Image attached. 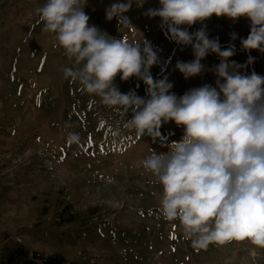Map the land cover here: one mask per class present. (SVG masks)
I'll list each match as a JSON object with an SVG mask.
<instances>
[{
    "label": "rangeland",
    "instance_id": "obj_1",
    "mask_svg": "<svg viewBox=\"0 0 264 264\" xmlns=\"http://www.w3.org/2000/svg\"><path fill=\"white\" fill-rule=\"evenodd\" d=\"M116 2L88 0L89 24L117 39L149 42L158 56L152 77H167L178 97L216 86L220 57L215 53L201 61L199 76L185 79L176 68L177 61L195 56L190 45L170 38L160 17L146 15L160 7L159 0H133L124 14L129 27L106 18V9ZM45 3L0 0V264L19 247L81 264H264V248L248 239L196 248L179 219L165 218L163 186L140 162L153 151L169 152L182 140L184 127L168 121L155 140L137 137L124 127L131 109L124 114L106 106L79 81L66 78L65 68L82 64L66 55L55 34L43 31L37 9ZM182 27L190 33L203 28L222 50L234 46L230 60L241 74H252L241 43L250 30L248 19L213 15ZM121 75L114 83L122 94L148 98L142 79ZM73 214L80 222L66 225Z\"/></svg>",
    "mask_w": 264,
    "mask_h": 264
},
{
    "label": "clouds",
    "instance_id": "obj_2",
    "mask_svg": "<svg viewBox=\"0 0 264 264\" xmlns=\"http://www.w3.org/2000/svg\"><path fill=\"white\" fill-rule=\"evenodd\" d=\"M87 3L46 0L37 9L43 31L55 34L66 55L82 64L65 68L66 78L79 81L106 106L119 107L124 114L132 110L124 127L135 130L137 137L155 140L168 121L184 127L182 140L173 142L169 152L153 151L140 162L163 186L165 218L179 219L196 248L232 239H248L264 248V76L241 74L240 66L230 60L234 46L222 50L219 40L210 39L203 28L190 33L182 27L213 15L233 21L243 17L250 21L243 48L264 52V0H159V8L148 9L146 15L160 17L174 42L192 47L195 59L176 63L185 79L204 71L201 61L209 53L220 57L214 68L216 86L206 84L181 97L171 92L167 77H152L150 69L158 62L152 45L117 39L90 25ZM132 4L118 0L106 9V18L129 27L124 14ZM253 59L249 57V63ZM120 73L122 80L142 79L148 98L122 94L114 83Z\"/></svg>",
    "mask_w": 264,
    "mask_h": 264
},
{
    "label": "trees",
    "instance_id": "obj_3",
    "mask_svg": "<svg viewBox=\"0 0 264 264\" xmlns=\"http://www.w3.org/2000/svg\"><path fill=\"white\" fill-rule=\"evenodd\" d=\"M250 34V30L246 33L245 39ZM249 57L254 58L250 63L253 72L264 76V52L259 50H248ZM65 212L70 213L69 209L65 208ZM94 215L97 213H93ZM70 215V214H69ZM71 218H67L66 225L78 224L79 217L76 214L71 215ZM1 264H81L77 261H70L61 254H55L47 256L40 252H31L24 247H19L11 252L8 257Z\"/></svg>",
    "mask_w": 264,
    "mask_h": 264
},
{
    "label": "built area",
    "instance_id": "obj_4",
    "mask_svg": "<svg viewBox=\"0 0 264 264\" xmlns=\"http://www.w3.org/2000/svg\"><path fill=\"white\" fill-rule=\"evenodd\" d=\"M47 160L49 161V162H48L49 164H52V161H51V159H50V158H48Z\"/></svg>",
    "mask_w": 264,
    "mask_h": 264
}]
</instances>
